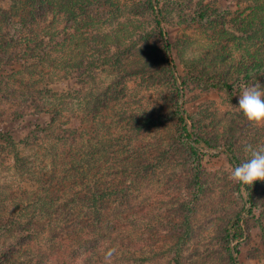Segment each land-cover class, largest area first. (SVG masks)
I'll return each instance as SVG.
<instances>
[{"label": "trees", "instance_id": "obj_1", "mask_svg": "<svg viewBox=\"0 0 264 264\" xmlns=\"http://www.w3.org/2000/svg\"><path fill=\"white\" fill-rule=\"evenodd\" d=\"M48 1L24 0L28 9L21 10L17 6L0 7V103L22 100L21 90L26 89L27 95L32 90L48 100L45 113L51 116L49 123L19 142L11 129L2 131L0 124V159L12 157V167L19 177L38 185L33 192L22 187L15 192L10 182L0 185V264H158L166 248L170 252L168 264H215L218 254L226 264H237L230 242L244 237V207L219 228V241H200L194 251L191 246L196 233L188 221L192 215L189 203L182 210L186 215L179 214L173 202L158 222L157 215L146 214L155 202L148 204L151 200L146 191L151 186L153 192L161 184L157 170L169 167L171 173L166 180L173 181L177 165L174 155L180 142L176 140L187 143L184 149L192 157L220 149L232 168L242 163L233 150L219 148L206 136L207 122L196 120L183 100L188 86L194 83L208 88L221 85L205 77L204 64L197 59L181 62L182 76L174 56L176 48L165 31L160 1L147 0L170 74L163 86L176 100L170 104L172 112L168 106L163 107L165 102L158 94L161 83L151 78L149 91L155 93L151 92L145 107L141 104V118L131 117L126 113L130 109L126 82L139 75L123 82L111 74L100 79V71H106L107 66L99 67L94 62L91 51L98 52L99 46L81 43L80 33L90 28L79 27L76 22L89 10L80 0H56L68 18L75 19L71 26L73 41L66 44L65 27L47 36L40 23ZM206 1L200 0V6L184 22L190 20L201 27L220 25L223 37L215 36L212 43L233 50L229 57L241 53L242 67L236 80L224 85L233 96L240 94L234 92L236 88L241 92L249 85H264V0H210L209 6ZM221 2L227 4L222 6ZM143 38L139 36L141 41H148ZM111 47L115 48L102 47L105 58ZM119 63L117 60L112 66ZM65 82H74V87L62 93L53 90V86ZM136 98L133 96L131 103ZM172 116L180 134L163 148ZM257 137L259 134H253ZM41 149L46 155L39 153ZM47 165L50 167L46 171ZM237 190L250 193L253 208L248 215H252L253 209L261 206L252 202L254 187L237 182ZM261 229L264 238L263 225ZM112 248L116 254L106 262L104 255ZM235 251L240 253L239 246Z\"/></svg>", "mask_w": 264, "mask_h": 264}, {"label": "rangeland", "instance_id": "obj_2", "mask_svg": "<svg viewBox=\"0 0 264 264\" xmlns=\"http://www.w3.org/2000/svg\"><path fill=\"white\" fill-rule=\"evenodd\" d=\"M80 1L87 4L89 10L84 18H80L76 22L79 27L90 28L88 31L80 33L81 43L99 46L98 52L91 51L94 62L99 67L107 66L105 67L106 71H100V79L111 74L123 82L130 76L139 75V77L126 82L128 86L127 107H130L126 113H131V117L134 116L136 119L141 118L143 114L141 104L145 107L148 100L152 98V91H149L148 87L151 78L161 83L159 97L165 102L163 107L168 106L172 112L170 104L176 100V97L163 86L164 82H169L168 75L170 74L166 72L165 59L158 41V33L154 29L153 16L147 6V0ZM158 1H160V7L165 14V31L168 32L170 40L176 48L174 56L182 76L184 74L181 62L191 63L197 59L199 63L204 64V70L207 72L205 77L211 79V82H218L221 85V88L196 86V83L193 86H188L185 96H183L187 109L196 120L207 122L208 125L204 133L211 138L214 144L219 148H230L243 162L248 158V154L243 150L246 144L264 146V126H254L246 120L237 107L239 97L236 96L239 95L233 96L232 90L224 85L225 82L232 85V82L236 80L237 72L242 67L241 53L229 57L233 50H227L226 45L212 43L215 36L223 37L224 28L220 25L213 28L210 24L201 27L190 20L184 22L185 17L200 6V0H181L184 2L182 5L184 11L181 10L179 0ZM209 1H206V6H209ZM225 4L227 3L221 2L222 6ZM229 4L234 10L237 8L235 3ZM25 5L24 0H0V7L5 9L15 6L20 10L28 9ZM43 14L44 19L40 25L45 27L47 36H49L48 33L65 27L68 29L65 38L66 44L73 41L74 30L71 26L75 19L70 20L65 11L56 4V0H49L45 3ZM98 34H109L110 36L99 38ZM148 34H152V36L149 37ZM140 35H144L143 40L148 41H141ZM101 43L106 44L101 45ZM142 44H146V47H140ZM108 45L115 48H109V56L105 58L102 47ZM125 47H129V49L127 50ZM115 53L117 55L113 56ZM117 60L120 63L112 66ZM73 83L65 82L55 85L53 90L62 93L68 88L74 87ZM179 87L183 92L185 89L183 81H180ZM26 92L27 90L24 88L21 90L20 98L22 100L13 103H0L1 129L2 131L11 129V134L16 142L23 140L31 131H35L37 127H42L51 120V116L45 113L47 112L45 105L49 104L48 100H44L41 96L38 97L32 90L28 92L31 93L29 95ZM234 92L241 93L237 88ZM154 93L152 92V94ZM135 95H137V101L131 103ZM25 97L28 100H25ZM98 133L102 134L100 131ZM178 134H180L178 122L176 117L172 116V119L171 117L169 119V132L164 137L166 141L163 148L172 142ZM253 134H259V138H253ZM176 142L179 143L176 144L177 151L174 155L177 165L172 173L173 181L166 180L171 173L169 167L157 170L161 184L157 185L153 192H151V186L146 191L147 198L151 200L148 204L150 205L155 200L153 205H150L153 208H148L146 214L149 217L157 215L155 220L158 222L162 220L161 217H165V209L173 202L172 205L176 207V210H179V214L186 215L183 211L189 203L192 215L189 216L188 221L197 236H195V240L193 239L194 243L191 246V250L194 251L200 241L206 239L209 243L219 241L222 237L219 228L224 227L227 220L244 207L245 211L242 213L244 237L242 240L231 239L233 256L235 253L238 264H264V238L261 229V225L264 226V181H257L252 185L255 200L252 202H257V204L260 202L261 206L253 209L252 215H248L249 210L253 208L250 193H242V191L240 193L237 190V182L230 177L233 168L222 151L220 149L207 150L205 154L195 158L188 155L184 149L187 143L183 144L181 139ZM41 152L46 155L43 149L39 151V153ZM42 158L40 156L39 160ZM1 160L0 185L3 186L6 182H10L12 188L16 189L15 192H18V187L31 192L37 189V184L24 180L15 172L12 167V157L7 156L5 160ZM44 166L46 167L45 164ZM49 167L47 165L46 171L49 170ZM1 191H3L2 188ZM185 210L188 211V209ZM180 218H178V222L182 220ZM238 246L241 250L239 254L235 251ZM163 253L164 256L158 258V264H168L170 252L166 248ZM215 258V264H226L220 259L219 254Z\"/></svg>", "mask_w": 264, "mask_h": 264}, {"label": "clouds", "instance_id": "obj_3", "mask_svg": "<svg viewBox=\"0 0 264 264\" xmlns=\"http://www.w3.org/2000/svg\"><path fill=\"white\" fill-rule=\"evenodd\" d=\"M237 107L250 124L264 126V85L257 83L242 88ZM243 150L248 158L233 168L231 179L247 186L264 181V146L246 144ZM116 251L115 248L107 250L104 260L111 262Z\"/></svg>", "mask_w": 264, "mask_h": 264}, {"label": "water", "instance_id": "obj_4", "mask_svg": "<svg viewBox=\"0 0 264 264\" xmlns=\"http://www.w3.org/2000/svg\"><path fill=\"white\" fill-rule=\"evenodd\" d=\"M234 258H235V260L237 261V258H236V254L234 253ZM237 264H238V261H237Z\"/></svg>", "mask_w": 264, "mask_h": 264}]
</instances>
